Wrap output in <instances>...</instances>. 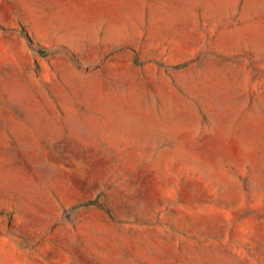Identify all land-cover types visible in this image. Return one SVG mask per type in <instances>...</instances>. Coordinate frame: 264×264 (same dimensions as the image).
<instances>
[{
	"label": "rangeland",
	"instance_id": "obj_1",
	"mask_svg": "<svg viewBox=\"0 0 264 264\" xmlns=\"http://www.w3.org/2000/svg\"><path fill=\"white\" fill-rule=\"evenodd\" d=\"M0 264H264V0H0Z\"/></svg>",
	"mask_w": 264,
	"mask_h": 264
}]
</instances>
